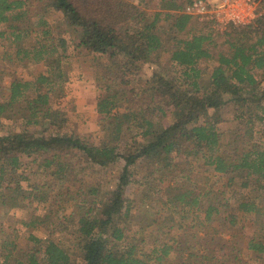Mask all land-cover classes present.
I'll return each mask as SVG.
<instances>
[{
  "label": "trees",
  "instance_id": "obj_1",
  "mask_svg": "<svg viewBox=\"0 0 264 264\" xmlns=\"http://www.w3.org/2000/svg\"><path fill=\"white\" fill-rule=\"evenodd\" d=\"M191 1L0 0V59L42 65L31 79L10 74L0 96V207L46 206L0 222V264H253L233 233L248 220L246 252L264 264V12L217 30L183 11ZM77 50L101 88L99 141L67 130L53 104ZM119 162L112 190L84 181ZM211 173L221 187L198 188ZM68 205L81 213L57 219L72 234L63 247L51 217Z\"/></svg>",
  "mask_w": 264,
  "mask_h": 264
},
{
  "label": "rangeland",
  "instance_id": "obj_2",
  "mask_svg": "<svg viewBox=\"0 0 264 264\" xmlns=\"http://www.w3.org/2000/svg\"><path fill=\"white\" fill-rule=\"evenodd\" d=\"M264 12V10H261ZM58 17V16H55ZM53 17V18H55ZM219 30V29H217ZM67 36V35H66ZM27 44V43H25ZM23 45V44H21ZM1 50V48H0ZM77 54L71 57L68 61V69H70V80L63 83L60 90H57L53 96V104L56 107H60L63 110L67 118V127L69 131L76 132L84 137H88L91 140L99 141L103 138L102 126L99 124L98 115L95 111V103L98 99V96L101 93V88L99 87L98 82L94 74V67L92 66L91 55L85 51L77 50ZM167 52L161 53L162 69H167L168 73H173L172 67L169 66L167 62L168 57ZM7 69V70H4ZM42 69L41 63L31 64L24 62L13 63L7 61L6 59H0V96L6 97L8 94V85L10 82V74L15 75L20 79H31L35 74L39 73ZM154 67L151 65L145 66L142 69V76L148 77L151 75ZM233 108L232 104H226L223 108L224 115L228 116V112ZM227 112V113H226ZM11 129V121L3 120L2 132H8ZM22 162L27 164L29 159L22 157ZM30 163L27 164V170L30 169ZM137 168L141 169L142 163L138 162L136 164ZM22 169V168H21ZM19 169V172H21ZM24 169V168H23ZM122 169V162L111 165L109 168H106L103 172L98 169L90 168L88 170V177H86L87 183L98 185L99 193L110 191L115 187L117 178ZM142 172L138 174L140 177ZM100 181L99 184L96 182ZM96 183V184H95ZM223 183V177L211 173L209 179L205 180L198 185V188H220ZM23 189L26 187L25 181H21ZM27 188V187H26ZM141 190L137 186L130 184L125 187V195L132 199L138 198L141 194ZM30 198H25L22 203H19L15 207H11V203L6 205L7 208L6 214H3V210L0 207V222L4 227H8L9 223L13 224V221L19 219H28L29 215L44 213L46 209L45 204H38L35 201L30 202ZM264 203V199L262 200ZM157 207V206H156ZM74 211L77 214L81 213L80 208L78 207H66L64 210H59L58 216H53L51 219L55 224L51 226L52 228V237L57 241L62 243L63 247H68L70 241L72 240V234L70 232L64 231L62 227L58 226V220L62 219L61 215L67 214ZM249 220L244 222V227L240 225L236 228L235 233V242L241 248L242 254L245 256L250 263L256 264L259 259H256L254 254H249L246 252L247 239L250 236L251 228ZM192 230L187 233L188 240H192V236L189 235ZM36 234H43L42 231L35 232ZM248 256V257H247ZM263 261V260H262Z\"/></svg>",
  "mask_w": 264,
  "mask_h": 264
},
{
  "label": "built area",
  "instance_id": "obj_3",
  "mask_svg": "<svg viewBox=\"0 0 264 264\" xmlns=\"http://www.w3.org/2000/svg\"><path fill=\"white\" fill-rule=\"evenodd\" d=\"M183 11L197 21L212 20L219 30L251 24L263 13L256 0H192Z\"/></svg>",
  "mask_w": 264,
  "mask_h": 264
}]
</instances>
